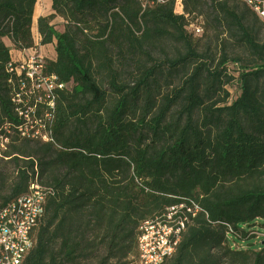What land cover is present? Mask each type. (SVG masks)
Instances as JSON below:
<instances>
[{"label": "trees", "instance_id": "trees-1", "mask_svg": "<svg viewBox=\"0 0 264 264\" xmlns=\"http://www.w3.org/2000/svg\"><path fill=\"white\" fill-rule=\"evenodd\" d=\"M36 4L0 0V130L17 123L6 67L36 48ZM204 8L213 11L206 31L224 27L238 56L224 43L210 63L199 50L205 30L196 39L187 28ZM52 9L37 26L40 45L55 44L47 72L67 85L51 114L55 144L14 138L5 155L17 177L0 195L1 211L36 175L54 191L23 264H120L132 254L138 264L142 224L182 199L203 212L163 264H264L255 235L264 229V22L233 0H190L184 14L143 12L138 0H52ZM163 41L184 49L168 69L193 67L178 86L147 65ZM230 64L241 89L232 102Z\"/></svg>", "mask_w": 264, "mask_h": 264}, {"label": "built area", "instance_id": "built-area-1", "mask_svg": "<svg viewBox=\"0 0 264 264\" xmlns=\"http://www.w3.org/2000/svg\"><path fill=\"white\" fill-rule=\"evenodd\" d=\"M138 1L143 12L172 5L177 14H184L185 3L190 0ZM233 1L249 7L264 22V0ZM187 29L194 36H201L204 21L196 19ZM29 51L33 50L22 53ZM6 73L17 123L0 130V156L8 150L11 131L21 139L55 144L51 114L59 92L64 91L67 85L47 72L45 58L38 52L27 54L20 61H11ZM53 194V189L44 185L36 175L27 194L0 211V264H23L35 246L33 234L45 214L47 199ZM202 212L197 202L182 199L178 204L167 207L163 214L145 221L138 239V264H163L172 257L188 227Z\"/></svg>", "mask_w": 264, "mask_h": 264}, {"label": "rangeland", "instance_id": "rangeland-1", "mask_svg": "<svg viewBox=\"0 0 264 264\" xmlns=\"http://www.w3.org/2000/svg\"><path fill=\"white\" fill-rule=\"evenodd\" d=\"M54 14V12H53ZM213 16V11H211L209 8H204L199 10V12L194 15V17L197 18L198 21H205V32L203 37L202 43L199 45V50L201 52L208 51V58L209 62L212 63L213 61V52L216 57L217 62L221 59V53L222 49L220 45L222 46L224 43H226V49H228L229 56L235 57L238 56L240 51L237 49V46L232 42V40L229 38V35L225 32V28H219L216 30V32H213V23L212 27L209 29V31H206V26L208 25V22L211 20V17ZM53 24L55 25L57 31L64 32L65 26L67 25V22L62 18H57ZM200 36L196 37V39L202 38ZM218 38V39H217ZM7 44L12 48L10 45V42L7 41ZM40 44V43H39ZM55 45V44H54ZM50 52L48 54H43L45 61L54 59L55 57V46L49 47ZM46 55V56H45ZM184 55V49L175 43H172L170 41L166 42H160L156 44V47L153 50L151 58L147 59V65L152 66V68H164V71L162 72V83L166 87L168 86H178L181 81L186 77L187 74H189L193 67H181L179 69H168L167 64L171 60H177L180 59ZM213 65V64H212ZM230 72L234 75L236 80L228 86V91L231 94V100L230 102L236 100L241 95V89L240 84L237 80L238 78V72L237 67L230 64L229 65ZM6 127V125L3 126V128ZM9 135V134H8ZM11 138L10 141H12L14 138L17 137V135L11 131ZM3 152V151H2ZM7 150L2 154V157L0 156V195L6 196L8 193H10V189L17 177V168L15 166V163L11 158H6L5 153ZM256 230H259L264 235V229L261 227L256 228ZM259 238H264L262 234H255ZM255 240H253L254 242ZM244 244V243H243ZM120 264H136L134 254L130 255L126 259L123 260V262H120Z\"/></svg>", "mask_w": 264, "mask_h": 264}, {"label": "crops", "instance_id": "crops-1", "mask_svg": "<svg viewBox=\"0 0 264 264\" xmlns=\"http://www.w3.org/2000/svg\"><path fill=\"white\" fill-rule=\"evenodd\" d=\"M52 14H53L52 0H37L35 12H34V17H33V26H32V33H33V38L35 41L36 48H35V50H33L31 52L29 51L28 53L15 52L14 57H13L15 60L20 61L27 54L29 55V54H34V53L38 52L41 55H43V54H48L50 52L49 47H52L54 45L41 46L39 44L40 36L38 34L37 23H38V19L40 17H47V16H50ZM55 58H56V55H55L54 59ZM54 59H50V60H54Z\"/></svg>", "mask_w": 264, "mask_h": 264}, {"label": "water", "instance_id": "water-1", "mask_svg": "<svg viewBox=\"0 0 264 264\" xmlns=\"http://www.w3.org/2000/svg\"><path fill=\"white\" fill-rule=\"evenodd\" d=\"M262 245H264V242L262 243Z\"/></svg>", "mask_w": 264, "mask_h": 264}]
</instances>
